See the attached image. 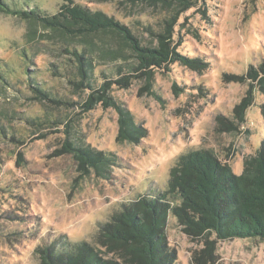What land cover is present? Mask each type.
Wrapping results in <instances>:
<instances>
[{"label":"rangeland","instance_id":"374dc122","mask_svg":"<svg viewBox=\"0 0 264 264\" xmlns=\"http://www.w3.org/2000/svg\"><path fill=\"white\" fill-rule=\"evenodd\" d=\"M4 1L15 9L37 8L44 16L56 15L67 3ZM71 1L120 22L151 47L169 3ZM187 2L188 28L179 32L177 51L207 68L197 72L173 64L155 75L151 91L144 89L143 76L126 88L113 84L106 90L146 130L137 144L116 141L114 109L96 103L82 110L92 89L115 81L117 67L133 62L127 47L109 33L70 37L0 12V264H39L36 250L54 242L92 244L98 225L122 204L164 192L170 169L183 154L208 151L233 174L242 173L244 160L264 141V92L257 87L264 74L246 77L250 65L264 62V0ZM67 52L89 59V87L79 84V63ZM248 91L251 103L239 123L233 111ZM217 118L237 128L216 131ZM66 138L112 155L117 165L109 178L82 171L62 151ZM165 234L177 264H264V243L250 239L218 241L211 259L202 256L205 241L187 237L171 214Z\"/></svg>","mask_w":264,"mask_h":264},{"label":"trees","instance_id":"16d2710c","mask_svg":"<svg viewBox=\"0 0 264 264\" xmlns=\"http://www.w3.org/2000/svg\"><path fill=\"white\" fill-rule=\"evenodd\" d=\"M171 2L176 4L175 7H169ZM189 9L187 0H169L167 10H164L162 31L157 36L156 46L151 47L142 45L120 22L76 6L71 0L61 5L54 16H44L37 8L28 11L11 8L0 0V12L6 15L33 20L44 28L70 37L109 33L127 47L133 62L117 67L118 79L115 81H105L99 90L92 89L82 110L88 111L96 103L114 109L118 114L116 141L130 144H137L144 138L146 130L136 125L130 113L108 96L106 90L113 84L117 89L126 88L132 80L143 76L144 89L149 91L155 75L166 74L173 64L197 72L207 68V63L200 59L177 51L179 32L183 27L188 28L183 21L184 12ZM67 54L79 63V84L86 82L89 87V59L76 52ZM260 73L264 74V62L257 67L250 65L246 77L255 80ZM224 78L227 77L224 75ZM228 78L243 82L242 77ZM257 87L264 92V76L258 80ZM251 98L248 91L233 111L239 123H244V112L250 106ZM216 120V131L237 128L227 120ZM62 151L71 155L82 171L92 170L98 178L108 179L111 168L117 165L112 155L67 138ZM169 214L187 237L205 241V248L200 253L209 259L218 241L250 239L264 243V141L254 155L244 160L240 175L233 174L226 163L208 151L196 150L179 156L170 169L164 192L139 196L122 204L107 222L98 225L92 244L54 242L36 250L37 261L39 264H177L176 252L168 245L165 234ZM201 258L195 257V260L200 262Z\"/></svg>","mask_w":264,"mask_h":264}]
</instances>
